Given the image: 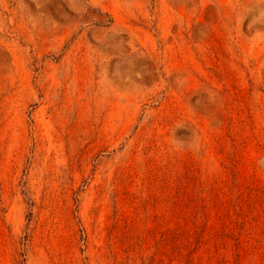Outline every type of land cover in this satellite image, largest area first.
<instances>
[{
  "label": "rangeland",
  "instance_id": "obj_1",
  "mask_svg": "<svg viewBox=\"0 0 264 264\" xmlns=\"http://www.w3.org/2000/svg\"><path fill=\"white\" fill-rule=\"evenodd\" d=\"M0 264H264V0H0Z\"/></svg>",
  "mask_w": 264,
  "mask_h": 264
},
{
  "label": "clouds",
  "instance_id": "obj_2",
  "mask_svg": "<svg viewBox=\"0 0 264 264\" xmlns=\"http://www.w3.org/2000/svg\"><path fill=\"white\" fill-rule=\"evenodd\" d=\"M177 147H180V148H183V147L194 148L195 144L190 139L189 141H178Z\"/></svg>",
  "mask_w": 264,
  "mask_h": 264
}]
</instances>
